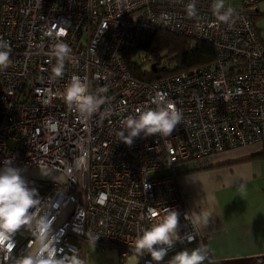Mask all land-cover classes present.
<instances>
[{"label": "built area", "instance_id": "1", "mask_svg": "<svg viewBox=\"0 0 264 264\" xmlns=\"http://www.w3.org/2000/svg\"><path fill=\"white\" fill-rule=\"evenodd\" d=\"M261 1L218 9L213 0H0V43L10 50L8 66L0 68V168L11 160L21 173L39 168L63 176L26 178L40 203L30 210L24 239L13 240L11 250L7 242L0 245V264H17L35 245L46 246L45 255L52 250L58 259L66 257V264H85L88 246L113 247L125 261L136 237L166 210L179 213L181 238L162 264L202 247L174 168L188 161L206 166L214 156L244 147L264 150V45L244 12ZM228 9L231 19L219 21ZM157 31L208 42L216 58L140 82L122 53ZM61 42L71 52L62 77H55L52 52ZM73 76L103 98L90 116L64 100ZM157 94L181 112V123L169 136L141 134L131 145L123 143L122 120L155 108ZM41 217L50 228L39 242ZM150 259L145 253L138 264Z\"/></svg>", "mask_w": 264, "mask_h": 264}, {"label": "clouds", "instance_id": "2", "mask_svg": "<svg viewBox=\"0 0 264 264\" xmlns=\"http://www.w3.org/2000/svg\"><path fill=\"white\" fill-rule=\"evenodd\" d=\"M216 7H222L218 3ZM231 9L218 15V20L227 23L231 19ZM0 68H6L9 64L10 50L6 42L0 43ZM71 49L64 43H58L52 55L57 58L53 67L55 77H62L64 72V61L70 54ZM64 100L69 105H74L84 116H90L98 106L103 103V98L88 92V85L82 82L79 76H73L71 83L66 86ZM155 108L137 110L138 114L129 115L122 120L124 130L118 135L121 141L127 145L133 143L134 138L143 134L153 136L160 134L169 136L182 121V114L175 106L168 102L166 95L157 94L153 99ZM86 155V154H85ZM69 172L71 169L68 170ZM149 187L146 184V188ZM40 203L36 188L29 187L19 168L12 166L8 160L0 168V245L7 242L9 250L13 247L12 241L15 234L25 226L32 223L34 211ZM153 217L159 215L152 212ZM187 215L185 219H187ZM207 213L203 217H197V221L206 222ZM179 213L175 210H166V215L159 223H154L149 229L138 235L134 241V254L129 259V264H138L145 253L150 255L149 264H162L170 250L174 249L175 243L181 238L179 234ZM49 222L46 217L37 221V236L40 241L46 239L49 232ZM189 242L193 239L188 237ZM46 246L37 248L34 253L20 258L17 264H66L67 258H57L54 251H47ZM208 258L207 252L202 248L193 250H182L177 252L168 261V264H203Z\"/></svg>", "mask_w": 264, "mask_h": 264}, {"label": "crops", "instance_id": "3", "mask_svg": "<svg viewBox=\"0 0 264 264\" xmlns=\"http://www.w3.org/2000/svg\"><path fill=\"white\" fill-rule=\"evenodd\" d=\"M233 1L227 0V6ZM249 153V148L224 152L214 156L207 169L177 179L202 245L205 243L206 261L257 259L264 264V162L244 160ZM204 213L206 222L197 221Z\"/></svg>", "mask_w": 264, "mask_h": 264}, {"label": "trees", "instance_id": "4", "mask_svg": "<svg viewBox=\"0 0 264 264\" xmlns=\"http://www.w3.org/2000/svg\"><path fill=\"white\" fill-rule=\"evenodd\" d=\"M244 12L250 16L255 27V21L264 15L258 8H247ZM256 30L259 33L260 30L257 27ZM261 41L264 45V40L261 39ZM122 56L133 78L143 83H150L182 71H191L200 66L209 65L215 60L216 51L212 44L203 40L168 31H157L144 45L125 50ZM152 65H154L155 72L151 71ZM246 157L244 160H264V151L252 152ZM208 167H192L185 172L201 171ZM202 246L206 250L205 243ZM105 248L113 247L102 249L97 247L99 250ZM118 260L121 263L124 262L121 261L119 255Z\"/></svg>", "mask_w": 264, "mask_h": 264}, {"label": "rangeland", "instance_id": "5", "mask_svg": "<svg viewBox=\"0 0 264 264\" xmlns=\"http://www.w3.org/2000/svg\"><path fill=\"white\" fill-rule=\"evenodd\" d=\"M218 3L222 4V7H220V9L221 8L231 7V6L233 8H238L240 3H241V0H234L233 3L231 4V6H227V0H213V6L214 7H216V5ZM257 6L259 7L260 11L264 13V1L259 2L254 7H250V9H255V8H257ZM255 22H256L257 28L260 30L262 38L264 39V17H260ZM246 148L250 149V153L249 154H251L252 152L264 151V150H261L259 147H257L258 148L257 151H255L254 149L252 151L251 150L252 147H246ZM251 160H254V159H251ZM257 160H262V159H257ZM262 161L264 162V160H262ZM209 165H210V163L208 165H206V166H209ZM192 166H193V162L192 161H188V162L177 164L175 166V168H174L175 171L178 173L176 175V179H178V177L185 176L186 174L194 173V171L188 172V173L184 171V170H186L188 168H191ZM167 172L170 173V171H167ZM263 184H264V180H263ZM253 186L255 187L256 183H254ZM262 192H263V200L262 201H264V189H263ZM25 235H26V232L23 229H20L15 234L13 240H15L17 242H20V241H22L24 239ZM196 248H200V247L197 246L195 248H190L188 250L190 251V250H193V249H196ZM201 248L203 249V246ZM204 262H207V261L205 260ZM86 264H129V259L125 260L123 263H121L118 260V251L116 249H114V248H105L103 250H99V249H97L95 247L89 246L87 248V252H86Z\"/></svg>", "mask_w": 264, "mask_h": 264}, {"label": "water", "instance_id": "6", "mask_svg": "<svg viewBox=\"0 0 264 264\" xmlns=\"http://www.w3.org/2000/svg\"><path fill=\"white\" fill-rule=\"evenodd\" d=\"M151 71L155 72L154 70V65L151 66ZM24 178H29V179H44V180H62L63 176L61 174H58L52 170H46V169H32L29 170L25 173H22ZM40 242V240H39ZM36 250V245L33 246L25 256L34 253ZM261 264V260L257 259H229V260H214V261H207L204 262L203 264ZM264 263V260H263Z\"/></svg>", "mask_w": 264, "mask_h": 264}]
</instances>
